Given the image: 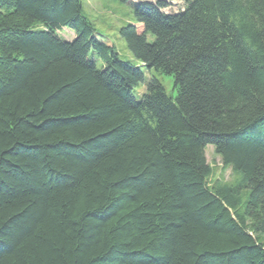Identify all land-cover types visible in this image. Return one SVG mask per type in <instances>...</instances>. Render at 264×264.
Returning <instances> with one entry per match:
<instances>
[{"label": "trees", "instance_id": "obj_1", "mask_svg": "<svg viewBox=\"0 0 264 264\" xmlns=\"http://www.w3.org/2000/svg\"><path fill=\"white\" fill-rule=\"evenodd\" d=\"M119 1L140 65L81 0H0V264H264V0Z\"/></svg>", "mask_w": 264, "mask_h": 264}, {"label": "rangeland", "instance_id": "obj_2", "mask_svg": "<svg viewBox=\"0 0 264 264\" xmlns=\"http://www.w3.org/2000/svg\"><path fill=\"white\" fill-rule=\"evenodd\" d=\"M81 5L83 14L88 20L92 21L97 30L96 32L104 35L115 46L119 55L118 57L140 65L139 61L132 56L124 44V40L119 35V29L122 26L128 23H135L134 18H132V6L130 3L119 0H81ZM59 34L68 39H72L75 36V33L67 28L61 29ZM90 56L91 58H95L98 67L102 66V61L94 53L91 52ZM141 69L144 79L134 86L133 94L135 96H142V93L146 91L147 80L152 76L156 77L162 83L166 91L165 93L169 96L174 97L177 94L171 75L155 69L148 70L145 67H141ZM204 155L206 156L207 162L214 168L213 177L217 178L221 176L223 180L232 179L230 169L226 168L224 171L221 169L219 156L215 155L214 148L211 144L206 146Z\"/></svg>", "mask_w": 264, "mask_h": 264}]
</instances>
